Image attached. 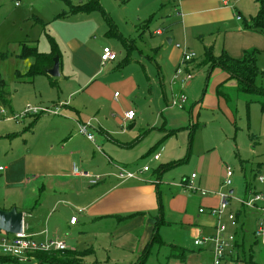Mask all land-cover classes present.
Listing matches in <instances>:
<instances>
[{
    "label": "rangeland",
    "instance_id": "obj_1",
    "mask_svg": "<svg viewBox=\"0 0 264 264\" xmlns=\"http://www.w3.org/2000/svg\"><path fill=\"white\" fill-rule=\"evenodd\" d=\"M69 1L72 5L80 6L90 0ZM236 1L238 0H232V4ZM17 2L21 3L20 7L16 5ZM100 4L104 9L103 13L98 10L70 13L66 0H0V75L5 80L16 111L12 114L10 110H6L8 107L1 105L0 110L5 109L8 115V119L3 120L20 115L28 105L41 106L42 104H37L44 102L40 100V94H43L42 98H50L49 91L52 88L44 76H37L35 84L22 80L24 77L21 75H25L33 63L32 59L19 57L24 44L36 46L39 52L50 53L52 38L60 52L62 73L70 76L68 83L72 85L80 83V79L87 76L86 73H89L95 64L96 55H101L105 46L113 49L118 55V61L106 64L109 69L103 73L106 77L100 81L108 88L106 97L108 107L110 106L109 120L122 121L124 112L132 108L137 114L136 123L140 124L142 121L150 129L154 128L149 133L152 135L144 136L140 142L138 150L142 147L144 150L139 154H133L131 161L138 162L141 167L149 165L151 167L149 176L155 183L159 181V174L155 171L158 166L171 162L177 164L164 174L161 183H157L165 212L171 214L169 217L172 220L170 225L161 228L160 235L166 243L185 248L186 255L175 256L171 254V248L154 245L146 264H198L203 259L202 255L195 256L193 260L189 259L188 255L200 252L194 245L195 240L200 238L196 234L199 228L193 225L196 223L198 210L200 207L210 208L207 207L206 198H202V191L211 193L215 188H219L222 179H225L226 168H232L234 176L230 189H234L235 194L221 218V224L225 225L227 232L230 233H235L236 229L232 228L228 216L230 213L236 214L237 210L243 207L236 197L246 196V185H255L249 190L251 193L249 198L258 194L264 196V183L259 181V178H264V139L259 141L256 137H251L246 128L255 111L260 116L261 106L258 103L249 105L250 97L238 95L234 91L226 92L224 89L222 91L228 96L229 101L223 102L217 93L218 87L222 84L217 88L215 85L222 75L220 70L224 72L221 68H215L216 71L209 79L208 75L199 73L191 81H184L183 76H179L177 85L180 90L176 93L170 91L168 83L169 78L171 79L172 66L167 58L171 56L175 47L166 45V38H172L174 44L186 46L183 39L184 31L177 13L178 0H100ZM234 6L247 20L256 16L259 10L257 0H240L239 6L237 2ZM240 26L241 23L235 19L228 28L238 30ZM157 30H161L163 35L155 34ZM209 40L210 37L207 36L205 41ZM205 41L203 44L196 40L189 42L190 47L186 46L198 56V59L195 58L196 60L191 62L193 65L190 73H195V70L201 68L199 64H205L204 48L208 46ZM162 46L164 47L161 50ZM157 48L160 50L156 61L163 71L162 77L164 74L166 80L167 99L162 97L160 69L153 60L147 58L152 56ZM207 50L213 51L212 48ZM81 54L87 65L79 59ZM129 55L131 61L126 64L124 59ZM259 65L264 70V54ZM130 74L138 80L140 92L137 91L128 97L121 84H111V81ZM56 80L61 86L67 81L63 77ZM262 80L264 86V78ZM182 92L187 95L188 102L182 108L170 107L171 109L165 110L167 104L171 103L173 95ZM116 93L120 98H115ZM43 104L46 107L47 103ZM191 105L197 106L194 109L193 120L188 112ZM199 113L200 116H197ZM165 121L167 123L164 125ZM3 123L4 121L0 120V125ZM195 123L199 126L191 136L189 127ZM163 126L166 131L160 130ZM128 131L127 129L126 132L129 133ZM170 131L176 132L168 136L167 132ZM5 144L0 142L2 167L6 164L5 155L2 154ZM151 152L152 154L148 156ZM156 153H160L162 158L158 162H152ZM193 173L199 175L197 183H194L196 191L185 189L183 186V181L190 179ZM154 188L156 189V186ZM66 204H62L55 214L65 207L72 209ZM262 204L264 198L259 202V205ZM157 206L159 208L158 201ZM214 208L218 209L219 205ZM245 208L248 216L246 251L254 256V264H263L264 246L261 243H254L253 232L256 228L254 230L255 218L252 214L255 211ZM151 215H159V210ZM80 222L82 223V218ZM61 226L63 230L62 223ZM78 230L74 234L65 226L61 236L68 248L87 252L84 256L77 253L79 260L71 262L63 260L59 263L35 259L21 263L0 260V264H138L139 251L128 246H119L122 242L115 237L113 230L103 229L99 233H93L87 229L82 230L80 234ZM67 253L68 251L62 254Z\"/></svg>",
    "mask_w": 264,
    "mask_h": 264
},
{
    "label": "crops",
    "instance_id": "obj_2",
    "mask_svg": "<svg viewBox=\"0 0 264 264\" xmlns=\"http://www.w3.org/2000/svg\"><path fill=\"white\" fill-rule=\"evenodd\" d=\"M239 1H236L238 6ZM236 2L232 4V0H178L177 13L184 31L185 45L190 47V43L196 40L204 44L205 38L210 37L209 41H205L208 46L204 48L203 60H205L207 48H212L217 56L226 51L233 58L242 57L244 51L250 49L264 51V35L244 29L243 21L246 18L234 6ZM238 16L241 17L240 20ZM235 19L241 23V26L238 30H230L228 28L229 24ZM168 39H171V44L168 43ZM167 44L175 47L171 56L167 59L172 66L171 79L170 76L168 77L170 80L168 86L172 93H176L180 90L177 79L179 76H183L185 81V75L192 70L193 64L186 65L184 72L177 76L176 71L181 66L183 51L176 48V45L181 44H174L172 38H166ZM186 46L182 47L187 48ZM163 47H161V50ZM159 50L160 48H157L153 55L147 58L153 60L160 69L162 97L167 99L166 80L164 74V78L162 77L163 71H161V67L156 61ZM194 53L196 54V52ZM129 58L130 55L124 59L126 64L131 61ZM79 59L84 62L82 54ZM196 59H198L197 54ZM196 59H193V61ZM94 62L95 64L90 72L86 73L87 76L80 79V83L76 82L73 85L68 83L70 76L64 75L62 70L59 80L62 77L67 80L63 86L58 83L57 78L50 80L44 76L52 88L49 91L50 98H42L43 94H40V100L44 102L37 103L42 104L37 107H45L43 103H47L46 107L58 109L56 115L27 116L21 121L2 119L4 123L0 125V142H5L7 145L5 144L2 148L6 164L3 167L0 166L3 168L0 171V209L10 210L15 207L19 212L26 215L24 228L28 234L34 235L38 240L46 238L59 239L66 243L61 236L65 226L70 231L72 230L71 232L74 234L78 229H80L78 234L87 229L93 231V233L110 229V231L113 230L115 237L122 242L119 246H128L139 251L140 255L137 260L139 261L145 249L152 244L156 228H158L159 241L164 245L160 246L156 243L154 245L160 248L174 245L187 251L181 246L166 243L160 235L161 228L170 225L172 220L169 217L171 214L165 212V206L161 199L162 195H160L157 183H161L164 174L176 166H173L175 162L161 164L156 168L155 171L159 174L157 183L149 176L151 168L149 171L139 174L148 165L139 166L138 162L131 161L132 155L139 154L144 150L143 147L138 150L140 142L143 141L144 136L152 135L149 133L154 128L150 129L142 121H140V124L136 123L137 114L133 122H125L124 116L122 121L109 120L108 109H110V106L108 107L106 97L108 88L100 82L101 79L106 77L103 73L108 71L109 67L103 65L101 55H96ZM84 63L88 64L87 61ZM90 65L92 64L90 63ZM199 66L201 68L195 70V73L193 72L195 77L199 73L208 75L209 79V76L216 71H210L209 66L203 64H199ZM259 66L261 67V65ZM221 72L222 75L215 84L216 88L222 84L224 90L233 91L238 85L237 80L230 79L229 74L225 71L224 73L220 70ZM36 78L32 83L35 84ZM137 82L138 80L135 79L133 74H130L111 81V84H121L128 97H131L135 92H140V84ZM115 98H120V96ZM220 99L226 102L224 98L220 97ZM9 101L10 106L6 110H10L13 114L16 111L13 107L11 94ZM167 106L165 110L173 108L171 103ZM196 107V105H191L188 111L192 120ZM128 110L130 111L132 108ZM197 116H200V113ZM87 122L92 124L90 132L94 135V141L79 133L80 126ZM166 123L167 121L164 125ZM193 126H195V132L199 124L195 123L189 128L192 130ZM246 128L251 133V137H256L259 141L264 139V113L261 112V107L260 116L255 111L246 124ZM127 129L129 133L126 132ZM160 130L166 131L165 126ZM175 132L170 131L167 133L168 136H171ZM169 133L173 134L169 135ZM157 145L154 147L157 148ZM151 154L152 152L148 153V156ZM141 157L143 159V154ZM158 161H155L153 156L152 162ZM119 167L138 173L139 177L136 179H120L118 176ZM84 174L89 176L87 177ZM192 175L188 181L192 180ZM98 176L101 177V180L92 185L90 179ZM198 176L196 175V178L192 180L195 184L199 179ZM223 182L222 179L219 188L217 187L211 193L208 192L202 196V198H206L207 207L210 208L200 207L198 210L196 223L193 224L199 228L196 234L200 238L197 240L212 238L216 232L219 220L210 214V210L220 205V198L217 193L224 190L222 187ZM154 186H156V189ZM254 186L247 184L246 196L243 198L236 197V200H247L251 195L249 190H252ZM231 191L235 194L234 189H229V192ZM157 201L159 208H157ZM160 202L163 205L161 213ZM64 203H67L66 205H69L72 209L65 207L56 215V210ZM79 209H82L81 213L78 212ZM157 209L159 215H151L155 214ZM201 209H204L205 212L201 213ZM237 211L238 227H232L236 229V238L242 226H245L247 230L246 220L248 219L247 209L244 206ZM74 216H77L78 220L75 225H71L70 222ZM252 216L255 218V230L258 219L256 211ZM81 218L82 223L80 222ZM240 222H242L241 227ZM61 223L63 224V230ZM125 240H127V243H125ZM196 247L200 252L189 254V259L193 260L195 256L202 255L203 259L198 264H212L214 244L208 240L203 246ZM67 251L83 254V256L87 253L75 250V248H68Z\"/></svg>",
    "mask_w": 264,
    "mask_h": 264
},
{
    "label": "built area",
    "instance_id": "obj_3",
    "mask_svg": "<svg viewBox=\"0 0 264 264\" xmlns=\"http://www.w3.org/2000/svg\"><path fill=\"white\" fill-rule=\"evenodd\" d=\"M17 6H20L21 3L17 2ZM240 20L241 17L238 16ZM157 35H163L161 30L156 31ZM176 48L181 49L183 51V57L181 66L177 69L176 75H180L184 72L185 66L188 65L196 58V54L194 52H189L187 48H183L181 45H176ZM118 59L117 53L111 49L110 47H104L101 54V61L103 65L107 63H113ZM195 75L193 73H186L185 81L193 80ZM119 95L116 93L115 97ZM188 102L187 95L182 92L179 95H174L171 101V107L173 108H182ZM58 109H51L50 107H37L28 105L25 110L20 115H14L13 118H10L15 121H20L21 119L27 116H40L42 114H53L56 115ZM136 118L135 110L127 111L124 114L125 122H133ZM8 119V115L5 109L0 110V120ZM92 127L91 122L84 123L79 128V133L86 136L89 140L94 141V135L90 132ZM160 153L154 155V160L158 161L160 159ZM150 166H145L140 172L144 173L150 170ZM3 168L0 167V171ZM85 176H89L88 174H84ZM118 176L120 179H136L139 177L138 173L131 172L126 170L125 168L119 167ZM233 176L234 172L232 168H226V176L223 182L224 190L218 192V196L220 198V205L218 209L212 208L210 210V214L217 217L219 222L216 226V232L212 238H206L204 240H197L195 242L196 246H203L208 240H210L214 244L213 248V262L212 264H245L243 261L238 260V248L236 247V236L235 233L229 234L227 232V228L225 225L221 224V218L226 210L229 208L231 204V199L233 195H230L229 190L233 185ZM196 178V175H192V180ZM101 180V177H93L90 179V183L92 185L97 184ZM184 180V188L189 189L191 191H196V187H194L193 181ZM261 183H264V178H259ZM225 189H227L225 191ZM207 191H202V195H206ZM264 198L263 194H258L254 197H250L247 200H239V203L244 207L253 209L256 211L258 215L256 230L254 231L255 238L260 241V243L264 246V204L259 205V202ZM79 213L82 212V209L78 210ZM201 213H204L205 210L201 209ZM229 221L231 222L232 227H238V218L234 213H230L228 216ZM78 217L74 216L71 219V225H75L77 223ZM68 247L66 243L59 239H49L46 238L44 240H38L34 235L28 234L23 229L21 234H7L0 230V256L10 257L21 262H26L31 259H35V254L37 253H52V252H64L67 251Z\"/></svg>",
    "mask_w": 264,
    "mask_h": 264
},
{
    "label": "trees",
    "instance_id": "obj_4",
    "mask_svg": "<svg viewBox=\"0 0 264 264\" xmlns=\"http://www.w3.org/2000/svg\"><path fill=\"white\" fill-rule=\"evenodd\" d=\"M66 1L70 7V13H85V12L97 11V10L102 13L104 12V9L100 4V0H90L85 5H80V6L72 5L69 0ZM257 3L259 4L258 13L256 16L251 17L249 20L245 19L243 21L244 29L264 35V0H257ZM50 40H51V52L47 54L39 52L36 46H31L26 44L22 46V50L19 57L22 59L33 60V63L29 71L25 75H21L24 77L22 79L24 80V82L32 83L37 76H45L48 77L50 80H53V78L48 75V70L53 67L54 59L56 57H60V52L56 42L52 38ZM263 54L264 51H261L259 49H250L244 51L242 57L233 58L226 51H223L219 56H216L213 51L206 50L204 65L209 66L210 71H213L215 68H221L222 70H224L226 73L229 74L230 79L237 80L238 86L233 91L236 92L238 95L250 97V100L248 101L249 105L251 103L260 104L261 112L264 113V86L262 80L264 78V70L261 69V67L259 66L260 58L262 57L261 55ZM222 90H223V86L220 85L217 89V93L219 96L224 98L226 102H228L229 101L228 96ZM9 100H10V93L7 91V85L5 83V80L0 75V105L4 107H9L10 106ZM194 128L195 126L192 127L190 133L191 136L192 133H194ZM171 134L173 133H169V135ZM175 165L177 164L174 163L173 166ZM162 207L163 205L160 202V213L162 212ZM161 219H163V217H161ZM246 238H247V230L245 226H242L240 228V232L238 233L236 240V247L238 248V260L243 261L245 264H254V256L249 255L248 252L246 251ZM155 243L159 244L160 246L164 245L159 241L158 228H156V234L152 244H150L149 247L145 249L144 253L141 255L138 261V264L147 263L150 257L151 248ZM254 243L257 244L260 243V241L254 237ZM169 247L171 248L172 255L184 257L186 254V251L180 247L174 245H170ZM65 252L67 251L52 252V253H37L34 256H35V260H39L41 262L47 260L56 263L62 262L63 260H64L63 262H68V261L71 262L80 259L78 257V254L75 252H68L66 255H63L62 253ZM59 255L63 256L64 258L57 257ZM0 258H2L1 260L20 263L18 260L10 257L0 256Z\"/></svg>",
    "mask_w": 264,
    "mask_h": 264
},
{
    "label": "water",
    "instance_id": "obj_5",
    "mask_svg": "<svg viewBox=\"0 0 264 264\" xmlns=\"http://www.w3.org/2000/svg\"><path fill=\"white\" fill-rule=\"evenodd\" d=\"M168 43L171 44V39H168ZM48 75L52 78H59L61 76L59 57L54 59V65L48 70ZM230 195H233V191L230 192ZM25 218L26 215L19 212L15 207L10 210L0 209V230L7 234H21L24 229Z\"/></svg>",
    "mask_w": 264,
    "mask_h": 264
}]
</instances>
